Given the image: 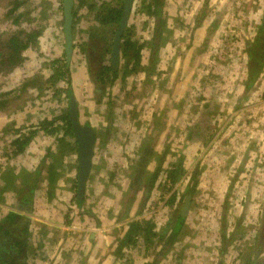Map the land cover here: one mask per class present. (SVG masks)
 Instances as JSON below:
<instances>
[{
    "label": "rangeland",
    "instance_id": "374dc122",
    "mask_svg": "<svg viewBox=\"0 0 264 264\" xmlns=\"http://www.w3.org/2000/svg\"><path fill=\"white\" fill-rule=\"evenodd\" d=\"M12 1L0 3V53L13 33L40 35L19 67L0 72V159L15 150L5 121L70 120V98L98 140L83 207L69 182V201L32 210L51 209L68 230L27 220L12 254L23 264H264V0H162L161 30L134 0L127 34L147 59L122 53L116 79L107 67L116 26L97 17L119 0H74L73 52L55 84L67 61L63 0H28L20 25L5 17ZM28 78L38 85L22 89ZM82 216L100 239L69 229ZM113 222L127 228L99 233Z\"/></svg>",
    "mask_w": 264,
    "mask_h": 264
},
{
    "label": "crops",
    "instance_id": "0c3cea01",
    "mask_svg": "<svg viewBox=\"0 0 264 264\" xmlns=\"http://www.w3.org/2000/svg\"><path fill=\"white\" fill-rule=\"evenodd\" d=\"M54 38V40L57 39L56 34ZM54 43L58 51V41ZM141 54L144 60L147 59V52L142 51ZM58 55L55 58H58ZM118 65L120 68L121 63L119 62ZM76 102L78 112V101L76 100ZM25 112L32 113V110L26 109ZM34 113H37V111H34ZM20 117L14 115L9 122H4L5 124L11 123L12 136L9 138L5 137V139H10V144L12 143L15 147V153H11L9 157L5 154L0 159V197H3L0 201L5 203V205L1 206L3 214L0 216V221L7 220L9 215L12 216L15 213L24 217L25 221L37 220L47 228H56L63 232L64 229L68 230V227L59 221L55 225L51 219L52 213L49 211L51 209L45 213H36V211L32 212V210H36L39 203L51 208L50 206H57L59 202L69 201L71 196L70 184H74L73 187H77L79 148L77 147L78 144L75 136L72 138L73 140L66 137V133L69 135L71 131L69 130V125L73 131L72 124H70V120L68 121L69 125H67V121L62 120L55 121L53 124H47L52 118L56 117L55 115L49 117L45 115L43 118L30 119L29 121H21ZM79 121L82 125L88 124L87 126L92 127L91 124L81 121L80 117ZM1 125L2 123L0 122V131L2 133ZM26 134H32L33 141L31 140L29 143L31 138H28ZM24 140H28V143H26L22 150L18 149V145H15V142ZM97 141L96 138L95 144H97ZM96 155L97 148L94 145L93 157H96ZM77 195L76 188V193L73 195L74 201H76L75 197ZM83 204L84 201L81 204L76 203V207L80 209L83 207ZM83 216L81 218L78 217L69 229L77 233H88L90 231V236L93 238L96 236L97 239H100L95 229H92L90 226L87 227V220ZM117 228L125 229L127 227L126 224L116 222L103 224L99 233L107 234L109 233L108 229L116 230ZM107 239L108 242L109 240L113 241L111 236H108Z\"/></svg>",
    "mask_w": 264,
    "mask_h": 264
},
{
    "label": "trees",
    "instance_id": "16d2710c",
    "mask_svg": "<svg viewBox=\"0 0 264 264\" xmlns=\"http://www.w3.org/2000/svg\"><path fill=\"white\" fill-rule=\"evenodd\" d=\"M2 0H0V3ZM28 0H13L11 2L10 8L5 13L6 18H14L12 20V23L14 25H20V18L24 16L26 12H24V7H26ZM146 3L144 4L145 9L147 10V16L151 17L155 20V27L158 28V30H161V26L163 25L162 19L160 18V14L162 12V0H145ZM10 5V4H9ZM123 5H124V0H119V3L114 5V6H108L104 5L102 7V10L99 11V15L97 17V20L101 25L104 26H116V31L118 29V26L120 24V21L122 19V14H123ZM92 7H90L91 9ZM63 9V8H62ZM6 10V9H4ZM205 11L203 12V14ZM76 13L73 10V20L75 17ZM128 25V23H127ZM127 27V26H126ZM123 30L121 34V41H120V49L121 53H123V56L128 55V61L130 60H135V62H138V60L141 59V49H137V51L132 50L135 46L134 41L130 38V35L127 34L128 28ZM260 33L261 35L264 33V20L263 23L260 27ZM40 35V31L38 29L31 30L29 32L27 31H19L16 33H13L7 43L4 45V48L6 50V53H0V72L3 71V73H11L15 68L19 67L22 62L24 61L23 59V52L27 50L30 46L34 45ZM260 35V34H259ZM91 39L94 41L95 38L91 37ZM114 40V38H113ZM113 40L111 42V47H108V53L110 54L111 61L110 65L107 66L108 70L113 73L114 79L117 78V74L121 72L119 68V62L117 65L113 64L112 61V45H113ZM264 56V50L262 52ZM64 56L66 57V52L64 53ZM67 59V58H66ZM100 61V60H99ZM102 63V61H101ZM63 66L65 70L62 72L61 68H58L57 74H54L50 77V81H53L54 84L60 81L61 79L64 78V73L68 72V63L67 61H63ZM107 67L104 66L102 69V72H106ZM66 76V75H65ZM59 80H56V78H60ZM53 84V85H54ZM68 87L66 89L67 95H71V83L68 80L67 81ZM38 85V82L35 81L34 79H27L24 81L22 89L28 90L29 88H34ZM9 94V93H8ZM69 115L68 114H62L58 117L52 118L50 122L47 124H53L55 121L62 120V121H69ZM46 124V123H45ZM71 124V123H70ZM69 125V122L68 124ZM44 126V124H43ZM70 129L72 131L71 126L69 125ZM28 143V140L24 141H16L15 145H18V149H23ZM155 175L154 177H156ZM174 175L171 173H168L166 176V183L170 184L172 183L174 179ZM77 192H78V182H77ZM77 204H81L83 200L85 199V195L83 194V197L81 200H79V196L77 195L75 197ZM182 220L185 219V216L180 215L179 216ZM137 222H131L130 225V232L136 227ZM26 221L24 217H21L17 214H12V216H8L7 220L5 221H0V264H23L25 261V258L22 256H17L13 255L12 252H15L16 249H22L23 247V240H22V234L26 231ZM129 235V234H128ZM7 238V240L3 241ZM129 238V236H128ZM3 241V242H2ZM2 242V243H1ZM26 264V263H24Z\"/></svg>",
    "mask_w": 264,
    "mask_h": 264
},
{
    "label": "water",
    "instance_id": "95a60500",
    "mask_svg": "<svg viewBox=\"0 0 264 264\" xmlns=\"http://www.w3.org/2000/svg\"><path fill=\"white\" fill-rule=\"evenodd\" d=\"M134 0H124L123 14L118 26L117 34L114 39L112 61L117 65L120 58V39L121 34L127 26L132 12ZM73 6L74 0H63V18L65 32V52L67 63L69 64L73 52ZM70 122L72 124L74 135L79 148V171H78V196L82 199L85 192L86 183L91 172L94 145L96 143V134L92 127L82 125L79 121L77 112V103L74 98H70Z\"/></svg>",
    "mask_w": 264,
    "mask_h": 264
},
{
    "label": "flooded vegetation",
    "instance_id": "af4514ba",
    "mask_svg": "<svg viewBox=\"0 0 264 264\" xmlns=\"http://www.w3.org/2000/svg\"><path fill=\"white\" fill-rule=\"evenodd\" d=\"M73 10H74V6H73ZM130 18V17H129ZM63 21H64V18H63ZM73 28V27H72ZM118 30V29H117ZM116 34H117V31H116ZM116 34H115V36H116ZM114 39H115V37H114ZM121 41V40H120ZM113 44H114V40H113ZM121 50V49H120ZM111 51H113V45H112V50ZM188 199V198H187ZM187 201V200H186ZM180 215H184L183 213H181ZM185 216V215H184ZM179 221H182V219L181 218H179L178 219ZM180 222H178L177 224H176V227L178 228L179 226H180Z\"/></svg>",
    "mask_w": 264,
    "mask_h": 264
}]
</instances>
